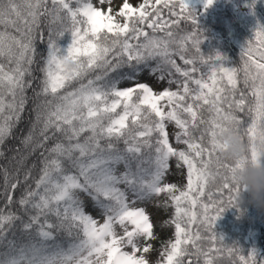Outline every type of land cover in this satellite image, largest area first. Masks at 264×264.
<instances>
[{"label":"snow or ice","instance_id":"1","mask_svg":"<svg viewBox=\"0 0 264 264\" xmlns=\"http://www.w3.org/2000/svg\"><path fill=\"white\" fill-rule=\"evenodd\" d=\"M213 3L206 0L205 8ZM114 7L115 0H51V8L48 0H0V25L16 33L0 31V61L7 62H0V148L26 114L29 123L26 134L21 130L20 147L12 149L15 169L2 168L0 247L6 250L0 252V264H154L149 256L157 251L153 241L158 239L163 244L160 264H199L201 257L222 250L214 245L226 247L215 225L224 211L238 207L240 188L230 180L232 166L216 156L217 136L226 123L236 125L247 135L251 156L258 157L256 141L264 140V26L243 48V67L237 69L226 67L219 53H202L203 33L188 0H142L138 6L121 0ZM164 9L175 19H164ZM42 17L51 18L48 49L40 69L43 79L34 87L37 41L45 40ZM182 19L194 30L177 36L173 29ZM65 33L73 37L66 54L57 43ZM122 68L130 71L112 76ZM144 69L159 72L160 81L167 76L169 88L157 93L139 82ZM97 70L86 83L62 92ZM241 73L252 103L238 87ZM121 79L134 84L121 88ZM169 124L177 129L175 144L185 149L170 142ZM49 141H54L50 147ZM121 142L123 149L118 147ZM37 153L41 167L34 178L36 163L27 166V161ZM4 155L0 150V157ZM171 158L179 162L177 174H184L180 170L186 166L183 189L166 181V174H172ZM121 163L127 170L118 175ZM121 184L135 197L131 203ZM18 189L19 198L14 199ZM80 192L95 201L103 223L85 212ZM161 195L174 205V238L155 235L145 208L135 206ZM13 204L24 215L6 211ZM17 222L19 240L13 231ZM74 229L76 242L67 248L56 242V233L72 236ZM226 250L229 255L244 251L236 244ZM258 254L264 255L253 248L250 258L239 254L238 259L240 264H256Z\"/></svg>","mask_w":264,"mask_h":264},{"label":"trees","instance_id":"2","mask_svg":"<svg viewBox=\"0 0 264 264\" xmlns=\"http://www.w3.org/2000/svg\"><path fill=\"white\" fill-rule=\"evenodd\" d=\"M20 2V0H17ZM48 7L51 8V0H48ZM179 11V9H177ZM51 18L50 17H42L44 31H45V40L37 41V55L33 64V76L37 77V80L34 81V87L36 84L39 83V80L43 79V72L40 71L42 67H44L45 59L47 56V24ZM164 19H175V17H169L167 13V9H164ZM199 22V29L202 31L203 35L201 36V51L205 56H216L218 53L221 54L226 58L225 66L227 67H235L237 69H241L243 67V59H242V52L236 42L233 39V29L236 27L237 20L235 19L234 15L231 14L230 11L225 9H220L214 14H206L203 17H197ZM54 27H59V25H54ZM8 31L12 34L15 33V29L12 27L5 28L4 25H0V31ZM177 36L184 35L187 32H191L194 30V26L190 21L181 20V23L178 28L173 29ZM157 35H163V33H157ZM73 37L71 33H65L63 37H61L57 43L58 46L67 53V49L70 47L72 43ZM189 47V55L194 54V50L191 47V42L188 43ZM7 63L6 60L0 61ZM155 61L151 62V65L155 64ZM130 70L128 68H122L118 72L113 73V77H118L121 74H127ZM93 76L99 73V70L92 72ZM77 82V81H74ZM238 87L246 92L245 87H243L242 83V73H241V82ZM66 89L62 90L65 91ZM29 97L32 96V90L28 91ZM237 99L239 98V94L237 93ZM31 107V104L29 105ZM209 113L207 109L203 111V116L205 119L209 118ZM241 116V113H239ZM29 127L27 114L25 115V120L23 123H20L13 133V138H9L5 141V144L0 148L5 155L0 157V207H4L5 204V197L3 195V175H2V168L7 167L9 171H13L16 167L14 161L11 160V157L15 155L12 149L20 147L19 136L21 135V130L24 131L26 134ZM203 128V126H201ZM200 134L199 131L195 132V135L198 137ZM86 135V134H85ZM207 141V137H205V142ZM54 143V141H49V147ZM118 147L123 149L125 146L121 142ZM36 163V168L32 171V176L38 177L39 169L41 167L39 163V153L35 156H32L27 161V166H31L32 163ZM26 166V167H27ZM65 167H68V163L65 162ZM135 168V164L133 165ZM127 169L125 168V171ZM25 169H21L20 175L21 179L23 178ZM29 183H34L33 180H30ZM20 195V190L18 189L14 193V199H18ZM206 199V198H205ZM254 205L249 204L248 207L243 210V212H238L237 209L234 207L227 209L223 212L221 217L217 221V227H215V231L222 235L225 240L226 247L221 245H214L213 248L222 247L220 252H216L215 250L210 253L209 257H201L199 260V264H205L206 259H213V264H240L238 255L242 254L246 257L250 258L251 250L253 248L258 250V253L264 254V210L261 209V217L259 220V241L258 245L255 246L253 242V236L249 232V214L252 212V207ZM233 209V210H232ZM16 211L20 215H24L23 212L20 210V206L18 204H13L10 209ZM234 211V213L232 212ZM240 215H245L246 223L245 228H240ZM27 217H25L26 219ZM229 220V221H228ZM229 222V225H227ZM234 222V229H231V223ZM197 226L194 225L193 228L195 229ZM236 229V230H235ZM16 233V238L19 240L21 238V233L19 231V222H17L16 227L13 229ZM76 231L73 230V235L69 236L66 232H58L56 233V242L60 243L62 246L67 248L71 243L76 242ZM203 232V229H201ZM207 235V233H203ZM8 238L12 239V233L9 232ZM205 249L209 247L207 241L202 242ZM233 244H236L237 248H242L244 251L239 254H232L229 255L228 251L226 250L227 247H231ZM6 249L0 247V252L5 251ZM188 259H195L194 257H189ZM256 264H264V255L258 254L256 257Z\"/></svg>","mask_w":264,"mask_h":264},{"label":"rangeland","instance_id":"3","mask_svg":"<svg viewBox=\"0 0 264 264\" xmlns=\"http://www.w3.org/2000/svg\"><path fill=\"white\" fill-rule=\"evenodd\" d=\"M130 2L133 5L138 6L139 3L142 2V0H130ZM189 6L194 9L197 13V17H203L206 14H214L220 9H225L227 11H230L231 14L234 15L235 19L237 20L236 27L233 29V39L240 48L241 52L243 48L247 45V43L250 40L255 41V31L260 27L264 26V0H214V3L210 6L205 8L206 0H188ZM93 3L96 4V0H93ZM75 6V5H73ZM98 6V5H97ZM121 6V0H115V7L118 8ZM106 10V9H105ZM117 20H119L121 23H123V19L120 17H117ZM147 31H151L150 29H146ZM135 43V41H133ZM178 64H180L182 67L185 65L183 64V61L179 59V57H174ZM258 58V57H254ZM156 63L151 65L152 67H155ZM228 67V66H227ZM202 71H206L205 69H202ZM160 76L159 72H156L154 74H150L148 69H144L143 72H141L137 76V80L139 82L148 83L149 86L153 88L155 92H160L162 90L168 89L169 85L167 83L168 77L166 76L163 81H160L158 78ZM93 73H90L88 77L85 78L84 81H77L73 82L72 85L66 88L65 91H70L75 87H78L80 82H85L89 78H93ZM182 79V78H181ZM134 82L129 81L127 79H121L119 83V87L126 88L129 86H133ZM244 87V85H243ZM176 85H171V90H176ZM247 95L248 102H253V97L250 95V88H245ZM238 97V96H237ZM236 97V98H237ZM241 117L244 119H248V117L245 116L244 113H241ZM168 131L170 133V142L173 143L175 147H178L180 149H185L186 146L183 144L176 145L174 140L173 133L177 131L175 126L173 124L168 125ZM170 172L172 174H166V181L167 182H176L178 187L182 188L186 185V166L183 167L180 171L184 174H177V164L179 163L175 158L170 159ZM125 172V166L123 163L116 166V173L118 175H121ZM119 187L125 191H128L129 194V202L131 203L132 200L135 199V197L131 194L130 190L127 189L126 185H119ZM81 200L83 201L84 209L87 214H90L93 216L94 219H97L98 223L104 222V217L102 216L101 210L96 205L95 201L88 196L86 193L80 192L78 193ZM167 201L165 204L164 202ZM155 205V206H154ZM249 205V204H248ZM248 205L240 206V207H234L236 208L238 212H243ZM136 207H144L147 214H149L150 222L153 224V231L155 235H158L159 237H172L174 238V225L171 224V220L174 218V205L172 201L166 196L161 195L159 197H155L151 201H144L140 202L137 201ZM158 207H163V211H158ZM252 212L248 215L249 217V232L253 236V242L254 245H258L259 241V220L261 217V209H258L256 206L252 207ZM233 210V209H232ZM234 213V211H232ZM240 228L244 229L246 219L245 215H240ZM229 221V220H228ZM227 225H229V222H227ZM231 229H234V222L231 223ZM215 227H217V222ZM164 229V231H161V229ZM236 230V229H235ZM117 232L122 233V230L117 227ZM155 248L157 251H153L149 259L154 262V264H160V261L163 259L162 256L158 257V253L163 251V244L160 242V240L153 241ZM130 250V249H125Z\"/></svg>","mask_w":264,"mask_h":264},{"label":"clouds","instance_id":"4","mask_svg":"<svg viewBox=\"0 0 264 264\" xmlns=\"http://www.w3.org/2000/svg\"><path fill=\"white\" fill-rule=\"evenodd\" d=\"M216 156L231 165L230 180L240 188L238 207L248 204L264 210V140L256 141L258 157L250 154L247 135L226 123L217 136Z\"/></svg>","mask_w":264,"mask_h":264}]
</instances>
